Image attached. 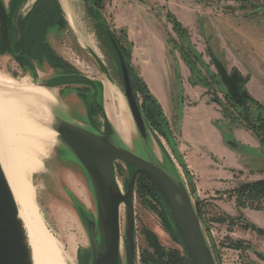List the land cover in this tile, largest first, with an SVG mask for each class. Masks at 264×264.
<instances>
[{
  "label": "rangeland",
  "instance_id": "1",
  "mask_svg": "<svg viewBox=\"0 0 264 264\" xmlns=\"http://www.w3.org/2000/svg\"><path fill=\"white\" fill-rule=\"evenodd\" d=\"M67 1L74 26L69 24L62 9L66 25L49 33L51 46L71 67L99 83L103 104L105 106L107 101L109 114L105 83L110 82L99 69L89 48L97 54L113 79L110 83L113 98L122 101L129 116V141L126 145L144 155L146 152L153 153L165 165H169L167 157L172 166L176 164L179 167L184 177L190 178L192 185L189 184L188 189L191 194L196 193L193 179L197 175L187 168L185 174L173 153L172 143L176 145V135L169 130L170 140L166 139L147 125V139L140 138L123 95L118 58L106 28L114 34L119 47L124 50L125 60L133 73L138 75L135 64L138 53L148 55L156 63L162 59V66L171 73L179 71L182 65L189 72L190 84L205 89V95L220 107L224 119H238L246 126L244 119L247 116L250 126L264 135V131L257 128L259 119H264V0H97V4L95 0ZM31 4L30 1L28 7ZM98 22L104 26L102 29ZM214 60L219 61L228 74L236 73L239 76V81L242 80L239 84L241 93L245 90L261 109L251 102L242 107L230 100L228 95L232 93L222 83ZM0 74L17 80L27 78L31 83L35 81L9 55L0 56ZM52 74L53 71L44 65L38 69L37 78L41 82ZM243 84L244 90L241 89ZM50 91H53L54 101L41 98L34 110L37 113L33 112V116L37 117L42 126L53 129L59 100L57 88ZM242 96L240 101L243 100ZM136 98L141 105L144 98L138 90ZM179 111L177 119L180 117ZM257 139L262 149L252 151L247 163L244 162L245 172L242 173L250 179L264 175V144ZM176 151L180 155L177 145ZM42 162V169L31 175L38 209L62 264H78L77 254L89 247L87 231L78 207H84L92 215L95 214L89 179L79 163L65 151L58 138L48 143ZM114 170L119 188L124 190L129 169L124 163L115 162ZM252 181L256 180L242 178L233 188L212 190L211 193L197 197L200 215L213 231V242L221 264H264V260L257 255H264V234L252 228L254 226L264 231V215L255 212L250 214L251 222L239 212L240 208L264 211V200L261 199L246 200V206L239 204L237 192L240 185ZM141 186V179H137L134 192L136 264H144L141 257L152 253L145 235L147 233L154 235L165 250L180 251L167 213ZM123 227L124 206L121 205L122 238Z\"/></svg>",
  "mask_w": 264,
  "mask_h": 264
},
{
  "label": "water",
  "instance_id": "2",
  "mask_svg": "<svg viewBox=\"0 0 264 264\" xmlns=\"http://www.w3.org/2000/svg\"><path fill=\"white\" fill-rule=\"evenodd\" d=\"M5 20L6 13L0 4V32L3 41L7 39ZM111 43L121 71L123 95L140 138L146 140L147 124L134 97L124 58L112 36ZM89 52L107 80L112 83L113 79L107 66L91 48ZM214 61L222 83L229 93H233L236 83L240 80L239 76L236 73L228 74L219 61ZM80 80L86 79L82 76L63 75L41 82L35 80L33 84L51 90ZM103 114L102 135L64 119H56L53 125V130L57 133V138L65 151L86 173L95 202L93 215L78 205L89 241L88 249L77 254L78 264H136L138 262L134 239V192L139 176H144L160 194L188 264H221L210 226L200 215L197 195L191 194L188 189L191 183L190 178L184 177L179 167L176 164L172 166L167 157L166 161L169 165L159 162L153 153L146 152L144 155L131 150L120 139L105 111ZM89 117L90 119H87L89 124L93 129L96 128L90 113ZM115 162H122L129 169L124 192L117 183ZM121 205L124 206L123 238L120 230ZM121 245H123V251H121ZM215 249L216 256L213 254ZM0 264H34L28 233L19 216L15 197L1 164Z\"/></svg>",
  "mask_w": 264,
  "mask_h": 264
},
{
  "label": "crops",
  "instance_id": "3",
  "mask_svg": "<svg viewBox=\"0 0 264 264\" xmlns=\"http://www.w3.org/2000/svg\"><path fill=\"white\" fill-rule=\"evenodd\" d=\"M135 59L139 77L159 102L169 130L177 137V149L186 168L197 175L193 184L198 198L212 190L233 188L242 178L264 177L250 179L242 175L252 151L262 149L257 137L240 120L224 119L220 107L205 95V89L190 84L189 72L182 65L171 73L162 66V59L156 63L139 53ZM249 84L250 81L247 88ZM239 212L250 221L254 212L264 215V211L247 208Z\"/></svg>",
  "mask_w": 264,
  "mask_h": 264
},
{
  "label": "bare ground",
  "instance_id": "4",
  "mask_svg": "<svg viewBox=\"0 0 264 264\" xmlns=\"http://www.w3.org/2000/svg\"><path fill=\"white\" fill-rule=\"evenodd\" d=\"M60 4L67 21L74 26L68 1L60 0ZM105 84L109 97V114L106 115L120 139L127 144L129 116L122 101L113 98L111 84ZM52 92L27 78L17 80L0 74V164L25 224L34 264H62L42 220L31 181V175L43 167L42 158L47 153L48 143L57 138L53 129L42 126L33 116L41 98L54 101Z\"/></svg>",
  "mask_w": 264,
  "mask_h": 264
},
{
  "label": "flooded vegetation",
  "instance_id": "5",
  "mask_svg": "<svg viewBox=\"0 0 264 264\" xmlns=\"http://www.w3.org/2000/svg\"><path fill=\"white\" fill-rule=\"evenodd\" d=\"M30 1L32 4L28 7ZM46 1L47 0H8L6 3L4 0H0V4L3 6L6 13L5 23L7 27L6 40H2L0 32V56H11L18 67L23 72H28L31 79H35L36 81H39L37 78L38 69L44 65H47L53 71V74L43 80L63 75L84 77L86 80H80L74 84L57 87V99L59 102L55 109V119H64L79 124L96 134L102 135L104 131L103 113L104 111L107 113V101L104 106L102 90L99 83L88 78V76L81 71L71 67L69 62L51 46L48 38L49 33L52 30L61 28L62 25L58 23L52 24V19L49 17L45 18L41 15L44 9L51 8L47 5ZM97 3L98 1H96V4ZM94 7L96 8V5H94ZM98 24L101 29L104 27L101 22H98ZM106 32L110 42L111 36L116 41L114 34L110 32L108 28H106ZM120 51L126 64L125 52L122 48H120ZM241 82L242 80L236 83L235 89ZM233 92H235V90ZM133 94L137 101L136 92L133 91ZM138 105L141 109L142 104L140 105L138 103ZM89 113L91 119H94L96 124V128L94 129L87 120L90 119ZM151 128L155 132L158 131L154 126ZM122 191H125V184L124 190Z\"/></svg>",
  "mask_w": 264,
  "mask_h": 264
},
{
  "label": "trees",
  "instance_id": "6",
  "mask_svg": "<svg viewBox=\"0 0 264 264\" xmlns=\"http://www.w3.org/2000/svg\"><path fill=\"white\" fill-rule=\"evenodd\" d=\"M95 1H97V0H95ZM46 3L51 8L50 9L49 8L44 9L41 12V15L45 18L49 17L50 19H52V24L58 23V24H61L62 26L66 25V20L64 19L63 11H62V8H61L59 2L57 0H47ZM126 66H127L128 72H129V76H130V80H131V86H132L133 91L136 92V90H138L143 95L144 100H143V103L141 106V111H142L145 123L149 127L154 126L156 129H158V131L160 132V134L163 137H165L166 139H169L170 138V132L168 129V123L164 117V114H163V111H162V108H161L159 102L150 93L146 84L137 75V73H133L131 71L127 62H126ZM239 86L240 85H238V87L235 89V92L228 95L230 100L234 104L241 105L242 107L246 106L248 103L251 102L252 104H255L256 107L261 109L260 105H258V103H256L248 95V93L244 90L245 89L244 84L241 88L242 90H244V92H242V93L240 91ZM241 94H243V96H242L243 100L242 101H240L241 100V97H240ZM244 121H245L246 127L250 128L256 134V136L260 139V141L264 144V135H261L259 130H255L253 128V126H250V122H249V119L247 116L245 117ZM259 122L260 123H259L257 128H259L261 131H264V119H259ZM172 148H173V153H175V156L177 157L179 163L183 167L185 174H186L188 171H186L187 170L186 166H185L183 160L181 159L180 155L176 151L175 143H172ZM139 179H141V181H142L141 187L146 191V193L149 194L150 196H153V198H155L160 203L163 210H165L166 207L164 205V202H163L160 194L155 189V187L144 176H139L138 180ZM189 184L192 185V183H189ZM237 194H238L237 198L239 197L238 201H239V204L241 206H246L247 205L246 200H249V199L264 200V178L256 180V181L246 182V183L241 184ZM242 198H246V199H242ZM165 212H166V210H165ZM167 218L169 219L168 214H167ZM169 222H170V220H169ZM170 224H171V222H170ZM171 226H172V224H171ZM252 228L255 229L259 234H264V231H262L261 229L256 228L254 226ZM172 231L174 233L175 240L179 244L178 237H177L176 232H175L173 227H172ZM145 235L147 236L149 246L152 248V253H150V254L148 253L147 255H143L141 257V261L144 264H188L186 255H185L184 251L181 250V248H180V251L165 250L160 245V243L157 241V239L154 237V235H151L150 233L149 234L147 233ZM257 255L262 260H264L263 254L257 253Z\"/></svg>",
  "mask_w": 264,
  "mask_h": 264
},
{
  "label": "built area",
  "instance_id": "7",
  "mask_svg": "<svg viewBox=\"0 0 264 264\" xmlns=\"http://www.w3.org/2000/svg\"><path fill=\"white\" fill-rule=\"evenodd\" d=\"M192 174V173H191ZM192 176H193V174H192ZM210 229H211V227H210ZM211 231H212V229H211ZM212 234H213V231H212Z\"/></svg>",
  "mask_w": 264,
  "mask_h": 264
}]
</instances>
